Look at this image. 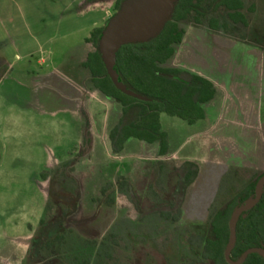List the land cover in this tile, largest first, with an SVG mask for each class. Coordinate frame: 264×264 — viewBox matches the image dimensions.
I'll list each match as a JSON object with an SVG mask.
<instances>
[{"label":"rangeland","instance_id":"1","mask_svg":"<svg viewBox=\"0 0 264 264\" xmlns=\"http://www.w3.org/2000/svg\"><path fill=\"white\" fill-rule=\"evenodd\" d=\"M82 1L0 0V55L18 54L14 75L0 85V264H210L198 246L207 234L208 211L231 198L254 171L264 170V109L259 111L264 95H256L264 78L252 87L254 94L247 82L239 88L230 79L246 77L257 57L264 61V0H244V13L251 5L254 9L245 28L232 24L225 9L210 13L219 20V32L235 43H211L201 32L206 27L180 22L183 48L172 58L180 64L177 69L220 70L226 88L231 82L237 97L209 106V114L222 113L227 103L230 109L258 105L257 117L246 110L228 117L226 109L216 121L188 124L169 118L174 121H162V130L172 155L157 157L135 145L117 158L105 156L102 141L92 151L88 117L84 121L60 108L57 79L33 74L60 71L85 81L89 89V72L81 61L92 46L85 38L116 10L107 8L106 0L89 9ZM53 86H58L55 94ZM221 95L213 102H221ZM86 127L90 142L83 144ZM159 159L197 166L176 222L142 214L173 196L175 171L166 176L157 170ZM230 162L243 166L232 170L227 190L215 199ZM120 178L132 185L137 208L118 185ZM107 183L112 185L106 189Z\"/></svg>","mask_w":264,"mask_h":264},{"label":"trees","instance_id":"2","mask_svg":"<svg viewBox=\"0 0 264 264\" xmlns=\"http://www.w3.org/2000/svg\"><path fill=\"white\" fill-rule=\"evenodd\" d=\"M98 1L101 0H83L82 4L89 9ZM123 1L106 0L107 8L118 10ZM244 7V0H211L209 4L207 0H177L170 18L157 36L147 42L123 44L116 51L114 73L123 90L111 80L98 51V40L104 26L94 27L90 31L85 41L92 47L81 61V66L88 70L93 89L121 105L119 121L109 133L114 153L122 150L127 139L135 138L147 143L158 142V155L163 156L168 151L169 143L167 133L161 128V113L181 118L188 124L204 117L202 104L213 98V84L204 77L163 64L173 56L175 46L182 41L185 31L180 27V22L219 32V20L210 13L225 9L232 24L245 28L254 9L251 5L247 13H244ZM88 136L86 127L83 144L90 142ZM154 165L166 176L168 172L175 171L173 196L164 204L155 203L142 214L176 222L182 212L186 190L196 177L197 166L191 162L176 166L165 159L156 160ZM235 168L229 167L221 176L215 199L227 190L231 172ZM263 175L264 172L254 171L231 198L208 211L207 234L200 237L198 246L202 247L201 255L210 264H230L225 259V250L230 239L229 222L232 213L255 198L257 181ZM121 178L118 185L130 195L137 208L132 185ZM107 184L106 189L112 185ZM50 244H54V241ZM250 248L264 249V184L258 201L242 210L236 219L235 240L229 251L230 260L238 261ZM239 264H264V257L258 252H252Z\"/></svg>","mask_w":264,"mask_h":264},{"label":"crops","instance_id":"3","mask_svg":"<svg viewBox=\"0 0 264 264\" xmlns=\"http://www.w3.org/2000/svg\"><path fill=\"white\" fill-rule=\"evenodd\" d=\"M206 31V32H205ZM203 34L209 35V39L211 43H215L217 40L219 42H228V43H232L235 41H233L232 39L228 38L226 34H222L218 31H212L209 29H206L204 31H201ZM182 42H183V38L182 41L177 44L175 46V50H174V54L173 56L167 60L163 66L165 67H173V68H179L180 64L178 62L177 59H172L174 56H176L177 52L182 50ZM10 45V44H9ZM8 45V46H9ZM6 46V45H5ZM3 46V47H5ZM180 53V52H179ZM247 55V54H246ZM18 58V54H16L15 52H13V54H9L8 56H5L4 54L1 56L0 55V85L3 83L5 77L7 75H14V70H15V59L13 58ZM248 57H252L251 55H248ZM237 59H240V56H237ZM257 61L256 64L254 66L253 69L248 71V75L245 77L244 75H240L238 74L236 77L233 78V76H230V79L232 80H236L235 82H237V84H239V88L241 87V84L247 82V86L250 87V91L254 94V92L252 91V87L254 86H259L261 84V81L264 78V71L261 69V67H263V60L262 57H257ZM216 60V58H215ZM214 60V61H215ZM253 61L255 62V58H253ZM262 63V65H261ZM183 67V66H182ZM189 72L199 75L201 77H204L206 79H208L212 84L213 87L215 89V93L214 96L211 100L205 102L202 104L203 107V111H204V117L197 120V121H216L217 119H220L223 117V115L225 114L226 109L229 111L227 112V116L230 117L231 113L233 112L234 114H238V111H245L248 114H251L252 118H256V110H258V105H248L246 107H242L241 105H238L239 108H236L233 106L232 109L228 108L227 103L225 104L222 113L220 112H211V114H209L208 109L209 106H213L214 104H218V107L222 106V103H225L227 98H235L237 96L234 97L235 92H232V88H231V82L228 81V86L226 88L225 86V82H223V77H226L224 73L219 72L220 70L217 71V73L215 74H211V73H204L201 72L199 70H191L188 69ZM23 75V73H21ZM34 76H41L44 78H56L55 80L57 81V85L61 84V86L59 87L60 89V93L62 96V105H61V109L64 110L66 109L70 114L72 113H76L81 119H84V121L86 120V116L88 117V122L90 125V132L91 135L93 136V142H92V151L95 148V143L97 141H102L105 144V149L106 151H104L105 156H111V158H117L118 156H122L124 154H126L127 149L129 148V146H139L140 148H142L143 150L150 148L151 151H153L155 154L158 153V149H159V145L158 142H153V143H147L145 141H141L135 138H129L125 141L123 148L120 152L114 153L111 149V144H110V139H109V133L110 130L118 123L119 118L121 116V105L116 102L114 99L106 97L105 95H103L102 93H100L99 91L95 90L92 88V86H89V89L87 90L86 88V82L85 81H76L79 79H70V76L65 75L63 73L59 72H53L50 70H45V71H41L37 74L33 73ZM29 76V75H26ZM54 80V81H55ZM63 83H61L62 81ZM17 84V82H13V88L14 85ZM58 87V86H57ZM56 86H53L52 89L50 91H52L54 93L53 89H57ZM262 87H264V82L261 84L260 88L256 91V95H259L260 97L262 95H264V91L262 90ZM243 88V87H242ZM41 89H45L46 90V86L45 88ZM220 90V91H218ZM87 92H89L87 95ZM218 92H220L221 95V102L220 100L217 102H213L216 97L218 96ZM55 94V93H54ZM59 97V96H56ZM219 97V96H218ZM64 99L66 100V102H64ZM65 103V104H64ZM220 103V104H219ZM239 103V102H238ZM28 106H31V104H29ZM32 109V108H30ZM261 109H264V106L259 107V111ZM238 110V111H237ZM211 111V109H210ZM258 111V112H259ZM239 114L241 116H244V114L242 112H239ZM260 118H264V115L261 113L260 111ZM29 119H31V110H29ZM218 116V117H217ZM226 116V119H229ZM256 116V117H255ZM16 117V116H15ZM14 117V118H15ZM175 116H169L165 113H161L160 114V123H161V128H162V121H174L173 119H169V118H174ZM217 117V118H216ZM245 117V116H244ZM243 117V118H244ZM178 118V117H176ZM251 118V119H252ZM261 118V119H262ZM17 119L19 121H21V119H23L22 114H20L19 116H17ZM180 121H185L181 118ZM264 120V119H263ZM260 121V120H259ZM186 122V121H185ZM187 123V122H186ZM95 126H99V131H94ZM77 134L79 135L80 138V131H77ZM169 138V136H168ZM82 140V138H81ZM80 140V141H81ZM242 141V140H241ZM147 145H150V147H147ZM103 147V146H102ZM104 149V148H103ZM171 146L169 147V150L167 151V153L165 155H163V157H168L169 155H172L171 151ZM147 155V154H146ZM157 157H162L159 156L158 154H156ZM156 157V158H157ZM236 163V164H235ZM233 164V162L228 163V165L230 167H242V163H238L235 162ZM178 165V164H177ZM257 171L259 169H256ZM186 195V193H185Z\"/></svg>","mask_w":264,"mask_h":264},{"label":"water","instance_id":"4","mask_svg":"<svg viewBox=\"0 0 264 264\" xmlns=\"http://www.w3.org/2000/svg\"><path fill=\"white\" fill-rule=\"evenodd\" d=\"M177 0H124L119 9L110 17L104 26L98 40V51L102 56L107 73L113 83L121 90L115 73V53L118 48L127 43L147 42L158 35L165 22L170 18ZM264 184L262 176L256 184V196L247 204L236 208L230 219V239L225 250V259L230 264H239L252 252L264 254V250L257 248L247 249L238 261H231L229 251L235 240V222L242 210L258 201Z\"/></svg>","mask_w":264,"mask_h":264},{"label":"flooded vegetation","instance_id":"5","mask_svg":"<svg viewBox=\"0 0 264 264\" xmlns=\"http://www.w3.org/2000/svg\"><path fill=\"white\" fill-rule=\"evenodd\" d=\"M261 172H264V170H262ZM261 172H257V173H261ZM263 176H264V175H263ZM261 177H262V176H261ZM261 177H260V178H261ZM260 178H259V179H260ZM259 179H258V180H259ZM257 182H258V181H257ZM261 250H264V249H261ZM258 253H259V252H258ZM259 254L262 255V256L264 257V254H261V253H259ZM231 261H232V260H231Z\"/></svg>","mask_w":264,"mask_h":264}]
</instances>
